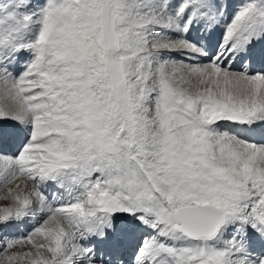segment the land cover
<instances>
[{
	"label": "snow or ice",
	"instance_id": "1",
	"mask_svg": "<svg viewBox=\"0 0 264 264\" xmlns=\"http://www.w3.org/2000/svg\"><path fill=\"white\" fill-rule=\"evenodd\" d=\"M0 264H264V0H0Z\"/></svg>",
	"mask_w": 264,
	"mask_h": 264
}]
</instances>
